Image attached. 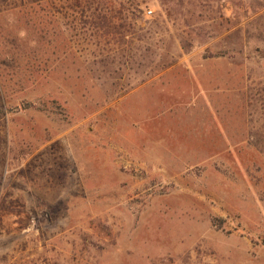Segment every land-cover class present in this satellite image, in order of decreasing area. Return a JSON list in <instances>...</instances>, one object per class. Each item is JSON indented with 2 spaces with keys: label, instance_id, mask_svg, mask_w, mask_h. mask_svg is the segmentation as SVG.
Returning a JSON list of instances; mask_svg holds the SVG:
<instances>
[{
  "label": "rangeland",
  "instance_id": "374dc122",
  "mask_svg": "<svg viewBox=\"0 0 264 264\" xmlns=\"http://www.w3.org/2000/svg\"><path fill=\"white\" fill-rule=\"evenodd\" d=\"M0 264H264V0H0Z\"/></svg>",
  "mask_w": 264,
  "mask_h": 264
},
{
  "label": "built area",
  "instance_id": "2783aa9c",
  "mask_svg": "<svg viewBox=\"0 0 264 264\" xmlns=\"http://www.w3.org/2000/svg\"><path fill=\"white\" fill-rule=\"evenodd\" d=\"M151 12H152L151 10H150V11H148V14H151Z\"/></svg>",
  "mask_w": 264,
  "mask_h": 264
}]
</instances>
